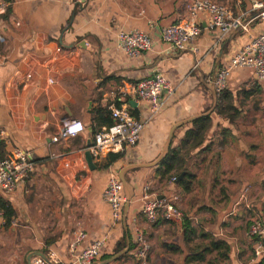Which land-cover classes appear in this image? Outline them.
<instances>
[{"label": "crops", "instance_id": "1", "mask_svg": "<svg viewBox=\"0 0 264 264\" xmlns=\"http://www.w3.org/2000/svg\"><path fill=\"white\" fill-rule=\"evenodd\" d=\"M1 1L8 7L0 17V157L25 150L34 170L16 191L0 193L14 211L10 222L0 212V264H31L38 255L51 264H75L99 239H105L104 249L92 264H135L134 226L149 244L147 264H193L185 261L189 248L206 244L199 235L207 233L228 246L221 264H258L246 232L252 219L264 222V84L250 68L231 71L223 90L228 111L241 117L231 120L215 107L197 146L182 141L192 122L173 134L170 147L179 148L185 170L194 176L190 190L177 185L184 172L166 181L155 166L126 174L134 195L123 207V221H112L102 198L110 171L151 162L175 122L210 108L206 85L220 52L216 70L264 29V20L251 9L253 0H212L242 15L244 30L223 45L231 31L219 36L202 20L193 50L180 52L166 49L160 29L186 17L184 0ZM134 29L148 34L152 48L130 58L118 48L116 33ZM159 72L169 88L160 113L149 119L146 102L125 97L130 113L144 123L139 139L119 161L104 167V155L92 158L90 167L85 153L92 145L93 110L118 102L122 86ZM64 118L85 129L54 143ZM144 185L155 196H178L183 219L196 232L189 243L183 223L161 218L149 223L140 215L137 199ZM77 228L86 236L72 248Z\"/></svg>", "mask_w": 264, "mask_h": 264}, {"label": "built area", "instance_id": "2", "mask_svg": "<svg viewBox=\"0 0 264 264\" xmlns=\"http://www.w3.org/2000/svg\"><path fill=\"white\" fill-rule=\"evenodd\" d=\"M186 17L178 23L168 24L160 29V39L169 52L193 50L194 41L202 32L201 21L206 29L224 35L242 25V15L235 16L227 6L214 3L212 0H184ZM7 4L0 0V17L7 12ZM251 9L256 11L257 17L264 20V0H253ZM18 25V23H16ZM116 42L120 50L128 57L135 58L151 50L152 41L148 34L138 30L118 31ZM250 68L257 81L264 84V29L251 37L236 53H234L222 67L215 71V90L217 95L226 86V78L233 70ZM169 91L167 81L159 72L135 83L124 85L117 92L115 102L107 104L113 124L109 127L96 128L92 133V145L89 152L92 158L98 160L110 153H120L127 147L135 146L144 123L134 117L129 111L127 97L141 100L148 104L149 119L160 113L163 105V93ZM126 97V98H125ZM85 126L78 120L64 118L56 135L51 138L54 143L67 141L80 135ZM2 132H0L1 138ZM34 164L27 151L16 149L10 155L0 157V193L10 194L18 188L33 172ZM175 178L171 179L173 182ZM245 196V192L241 194ZM102 198L110 209L112 221L120 222L124 219V195L122 184L117 177V170H112ZM140 215L149 223L158 218L166 222L181 224L183 214L178 206L176 194L155 196L150 193L147 185L137 199ZM135 264H147L149 244L142 230L134 226L131 230ZM247 237L253 240L255 257H264V222L252 219L247 229ZM86 236L85 231L77 228L71 247L75 248ZM105 245V239H99L85 247L75 259V264H92L98 258ZM31 264H51L48 258L34 256Z\"/></svg>", "mask_w": 264, "mask_h": 264}, {"label": "trees", "instance_id": "3", "mask_svg": "<svg viewBox=\"0 0 264 264\" xmlns=\"http://www.w3.org/2000/svg\"><path fill=\"white\" fill-rule=\"evenodd\" d=\"M222 91L218 94V103L217 110L218 114L222 115V111L230 108L228 105H225L222 110L220 109L221 103L226 99V95ZM116 106L119 107L120 102H115ZM91 132L93 133L96 128H100L103 126L109 127L113 124L112 119L110 117V113L107 110V105L97 106L93 110V116L91 118ZM209 117H202L192 122V127L185 132L183 142L192 141L193 146H197L201 143L203 139V133L208 127ZM122 152L120 153H110L106 155V162L104 167H108L109 165L119 161L122 158ZM184 160L179 156V148L171 146L167 155L159 162L157 165V171L160 174L161 179L166 181H171L172 178H177L182 172H184V176L177 183L183 190L188 191L191 188L192 180L194 179L193 174L185 170ZM0 212H2V216L6 220V222H10L12 217L14 216V211L4 199L0 198ZM182 227L184 230V240L186 243H189L192 240V237L196 236V232L194 228L190 225L189 221L183 220ZM199 237H202L208 242L206 244L193 245V247L189 248L188 255L186 257V263L193 264H221L228 258V246L224 241L217 240L213 236L207 234H200ZM215 253V254H213ZM213 254V255H212ZM260 261L258 264L264 263V257L259 258Z\"/></svg>", "mask_w": 264, "mask_h": 264}, {"label": "water", "instance_id": "4", "mask_svg": "<svg viewBox=\"0 0 264 264\" xmlns=\"http://www.w3.org/2000/svg\"><path fill=\"white\" fill-rule=\"evenodd\" d=\"M245 22H242V25H244ZM241 32V28L240 27H237L235 28L234 30H232L230 32V34L228 35L227 39L224 41L223 45L225 43H227L228 41H230L233 36L237 33ZM220 55H221V52L220 54L218 55V57L216 58V61H215V64H214V67H213V70L211 72V79H210V83L209 85H206L204 83V80H203V75L202 73L200 72V80L201 82H203L208 90L210 91L211 93V96H212V103H211V106L210 108L201 113V114H198V115H195V116H192L190 118H186V119H183V120H179L177 122H175L168 134H167V137H166V140H165V143L161 149V151L159 152V154L157 155V157L152 160L151 162H146V163H128V164H125L123 166H121L118 170H117V177L118 179L120 180L121 184H122V190H123V195H124V208L127 209L128 205H129V202L130 200L132 199L133 195H134V191H133V185L130 184V182L126 179V174L129 173V172H132V171H135V170H139V169H145V168H151V167H155L159 164V162L167 155L168 151H169V148H170V144H171V141H172V137H173V134L175 132L176 129L180 128L181 126L185 125V124H188V123H191L199 118H202V117H207L209 116L212 111L215 109L216 105H217V102H218V95L216 93V90H215V70H216V65L219 61V58H220ZM193 64L195 65L196 67V60L193 59ZM198 70H200L198 68ZM85 158H86V161L88 163V165L90 167H92V156L90 154V152H86L85 153ZM182 177V174H180L179 178Z\"/></svg>", "mask_w": 264, "mask_h": 264}, {"label": "rangeland", "instance_id": "5", "mask_svg": "<svg viewBox=\"0 0 264 264\" xmlns=\"http://www.w3.org/2000/svg\"><path fill=\"white\" fill-rule=\"evenodd\" d=\"M229 99H225V100H223L222 101V103H221V107H220V109L222 110V108L225 106V105H228L229 104ZM222 114L225 116H227V117H229L231 120H233L234 118H239V117H241V115L240 116H238V115H234V113L232 112L231 113V111H226V110H224V111H222ZM237 118V119H238ZM241 131V130H240ZM243 136H245L244 134H243Z\"/></svg>", "mask_w": 264, "mask_h": 264}]
</instances>
